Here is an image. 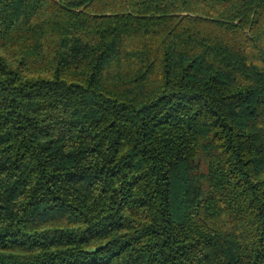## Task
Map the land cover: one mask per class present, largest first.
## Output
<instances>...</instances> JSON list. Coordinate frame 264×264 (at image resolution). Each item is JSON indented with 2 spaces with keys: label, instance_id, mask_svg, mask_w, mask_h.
<instances>
[{
  "label": "trees",
  "instance_id": "obj_1",
  "mask_svg": "<svg viewBox=\"0 0 264 264\" xmlns=\"http://www.w3.org/2000/svg\"><path fill=\"white\" fill-rule=\"evenodd\" d=\"M0 264H264V0H0Z\"/></svg>",
  "mask_w": 264,
  "mask_h": 264
}]
</instances>
